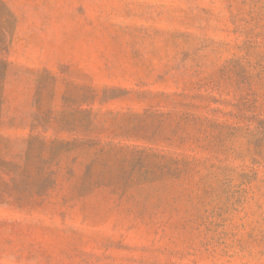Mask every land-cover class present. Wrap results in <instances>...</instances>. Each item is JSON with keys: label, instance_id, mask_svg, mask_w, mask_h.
<instances>
[{"label": "rangeland", "instance_id": "obj_1", "mask_svg": "<svg viewBox=\"0 0 264 264\" xmlns=\"http://www.w3.org/2000/svg\"><path fill=\"white\" fill-rule=\"evenodd\" d=\"M0 264H264V0H1Z\"/></svg>", "mask_w": 264, "mask_h": 264}, {"label": "trees", "instance_id": "obj_2", "mask_svg": "<svg viewBox=\"0 0 264 264\" xmlns=\"http://www.w3.org/2000/svg\"><path fill=\"white\" fill-rule=\"evenodd\" d=\"M0 6L5 7L4 4L1 2V0H0ZM260 124H264V123L261 122Z\"/></svg>", "mask_w": 264, "mask_h": 264}]
</instances>
